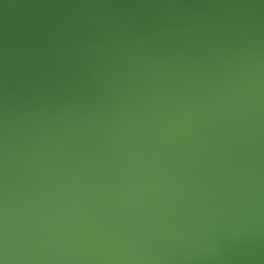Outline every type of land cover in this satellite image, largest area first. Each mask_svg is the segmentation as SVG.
<instances>
[{"label":"water","instance_id":"water-1","mask_svg":"<svg viewBox=\"0 0 264 264\" xmlns=\"http://www.w3.org/2000/svg\"><path fill=\"white\" fill-rule=\"evenodd\" d=\"M0 264H264V0H0Z\"/></svg>","mask_w":264,"mask_h":264}]
</instances>
